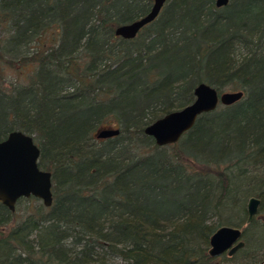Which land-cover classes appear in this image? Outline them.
I'll return each instance as SVG.
<instances>
[{"label": "trees", "instance_id": "1", "mask_svg": "<svg viewBox=\"0 0 264 264\" xmlns=\"http://www.w3.org/2000/svg\"><path fill=\"white\" fill-rule=\"evenodd\" d=\"M151 4L0 0V139L33 135L53 197H20L13 211L0 201V264H209L215 228L240 224L221 221L226 210L246 220L251 194L264 209V0H166L136 36L115 34ZM53 24L58 36L40 45ZM201 81L243 97L158 146L144 127ZM110 125L117 135H95Z\"/></svg>", "mask_w": 264, "mask_h": 264}, {"label": "water", "instance_id": "2", "mask_svg": "<svg viewBox=\"0 0 264 264\" xmlns=\"http://www.w3.org/2000/svg\"><path fill=\"white\" fill-rule=\"evenodd\" d=\"M166 0H152L151 7L143 15L115 26L114 32L124 38H132L147 23L157 17ZM229 0H215L216 7L227 5ZM194 99L184 106L170 110L155 118L144 127V132L151 135L159 145L176 142L182 133L190 129L197 116L213 110L218 101L230 104L243 96L242 90L223 91L204 82H198L193 89ZM119 128L102 127L97 130L98 138L116 135ZM40 149L33 135L20 129L10 130L0 139V201L10 210L15 209L20 197L35 196L45 206L53 200L51 190V171L38 165ZM260 199L252 196L247 203V219L250 222L258 212ZM242 229L238 226L219 225L209 237L208 255L218 256L225 251L233 254L243 246ZM256 264H264V260Z\"/></svg>", "mask_w": 264, "mask_h": 264}, {"label": "rangeland", "instance_id": "3", "mask_svg": "<svg viewBox=\"0 0 264 264\" xmlns=\"http://www.w3.org/2000/svg\"><path fill=\"white\" fill-rule=\"evenodd\" d=\"M59 31H60V27L58 24H53L49 26L47 31H44L42 34H40V38H39L41 41L40 45L43 46V45L52 43V40H54L53 38L58 36L55 34H57ZM1 33H2V28L0 27V35ZM16 68L18 67L10 68V70L7 69V71L9 72V77H13L14 74H16L17 72ZM110 127L115 128L113 125H110ZM241 166L244 168L246 167L250 169V171H248L246 175L250 176L249 177L250 183H253L254 182L253 176L254 175L257 176V173H256L257 171L253 167V164L252 166L246 165V164L245 165L242 164L240 165V167ZM263 169H264V166H263ZM231 170L234 174H238V171L240 170V168L231 167ZM250 183H248L249 186H251ZM252 187L253 186H251L250 188L252 189ZM252 195L254 194H251L250 196ZM27 209L29 210V208H27L26 202L20 203L18 205L16 214L18 216L24 215L27 212ZM226 212L228 211L226 210ZM226 212L224 214V219L223 217H221L222 219L221 221L225 220L224 223H227L226 220H228L227 218L229 215L230 216L229 220H236V222H239L240 224L238 226L246 229L247 237H243L246 243L244 244V247L242 246L241 248L236 250L232 255H228L226 252H224L223 254L216 256L209 264H255L259 259L264 258V225L260 226V224H257V225H254L253 227H250L252 224L250 225V224L245 223V216H246L245 214H244L243 219L241 220V218H238L241 212L239 213V211H236V210H233L232 212H229V213H226ZM235 214H238V215L234 216ZM254 218H255L254 223H260L261 221H264V209L261 211L258 210V212L254 215ZM231 225H234V224H231ZM30 238L31 239L34 238V240H36L38 237L36 236L35 232H33L30 235ZM250 240H251V243L248 244ZM72 241H73L72 238L68 239V241L66 242L67 246L73 247L74 244L72 243ZM107 262H109V264H126V262L118 255L107 256Z\"/></svg>", "mask_w": 264, "mask_h": 264}, {"label": "bare ground", "instance_id": "4", "mask_svg": "<svg viewBox=\"0 0 264 264\" xmlns=\"http://www.w3.org/2000/svg\"><path fill=\"white\" fill-rule=\"evenodd\" d=\"M193 95H194V92H193ZM242 97H243V96H242ZM242 97H241V98H242ZM241 98H240V99H241ZM238 100H239V99H238ZM238 100H236V101H238ZM236 101H234V102H236ZM234 102H232V103H234ZM232 103H230V104H232ZM219 104H223V103L220 102V100H219L218 103H217V105H216V107H215L213 110H215V109L218 107ZM224 105H228V104H224ZM210 111H212V110H210ZM205 112H208V111H205ZM202 113H203V112H202ZM200 114H201V113H200ZM200 114H199V115H200ZM199 115H198V116H199ZM198 116H197V117H198ZM196 119H197V118H196ZM195 121H196V120H195ZM194 123H195V122H194ZM193 125H194V124H193ZM188 130H189V129H188ZM143 131H144V129H143ZM186 131H187V130H186ZM186 131H184V132H186ZM184 132H183V133H184ZM118 133H119V132H118ZM118 133H117V134H118ZM144 133H145V132H144ZM183 133H182V135H183ZM117 134H116V135H117ZM145 134H146V133H145ZM147 135H148V134H147ZM182 135H181V136H182ZM150 136H151V135H150ZM181 136H180V138H181ZM151 137H152V136H151ZM152 138H153V137H152ZM180 138H179V139H180ZM179 139H178V140H179ZM153 140H154V138H153ZM178 140H177V141H178ZM154 142H155V140H154ZM155 143H156V142H155ZM156 144H157V143H156ZM167 144H170V143H166V144H162V145H167ZM157 145H158V146H161V145H159V144H157ZM249 199H250V198H249ZM248 201H249V200H248ZM247 203H248V202H247ZM259 204H260V203H259ZM246 210H247V204H246ZM246 212H247V211H246ZM245 243H246V242H245ZM243 247H244V246H243ZM240 250H241V249H240ZM222 254H223V253H222ZM220 255H221V254H220ZM213 257H214V256H213Z\"/></svg>", "mask_w": 264, "mask_h": 264}, {"label": "flooded vegetation", "instance_id": "5", "mask_svg": "<svg viewBox=\"0 0 264 264\" xmlns=\"http://www.w3.org/2000/svg\"><path fill=\"white\" fill-rule=\"evenodd\" d=\"M128 22H129V21H128ZM141 29H142V28H141ZM141 29H140V30H141ZM140 30H139V31H140ZM139 31H138V32H139ZM138 32H137V34H138ZM137 34H136V35H137ZM116 35H117V34H116ZM136 35H135V36H136ZM119 36H120V35H119ZM253 196H256V195H253ZM251 197H252V196H251ZM251 197H250V198H251ZM256 197H258V196H256ZM258 198L260 199V197H258ZM18 199H19V198H18ZM18 199H17V200H18ZM17 200H16V201H17ZM248 200H249V199H248ZM260 201H261V199H260ZM247 202H248V201H247ZM15 204H16V203H15ZM258 210H259V208H258ZM253 218H254V217H253ZM253 218H252V220H253ZM246 219H247V218H246ZM252 220H251V221H252ZM251 221H250V222H251ZM250 222L246 223V220H245V223H246V224H249ZM238 227H239V226H238ZM240 228H241V227H240ZM241 229H242V235H241L240 238L243 239V231H244V228H241ZM243 240H244V239H243ZM244 244H245V240H244ZM244 244H243V246H244ZM241 247H242V246H241ZM241 247H240V248H241ZM238 249H239V248H238ZM238 249H237V250H238ZM225 252H226V251H225ZM231 255H232V254H231Z\"/></svg>", "mask_w": 264, "mask_h": 264}]
</instances>
